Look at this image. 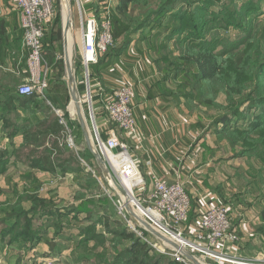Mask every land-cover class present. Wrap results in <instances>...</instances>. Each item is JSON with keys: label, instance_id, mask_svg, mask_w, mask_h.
<instances>
[{"label": "crops", "instance_id": "0c3cea01", "mask_svg": "<svg viewBox=\"0 0 264 264\" xmlns=\"http://www.w3.org/2000/svg\"><path fill=\"white\" fill-rule=\"evenodd\" d=\"M9 3L11 8L7 10V20L20 29L14 31L10 27L8 33H17L18 37H22L23 48L19 59L11 62L7 68H12L15 74L27 80L28 73L24 64L28 51L24 46L20 26V11L10 0ZM82 3L91 13L98 6L102 15L104 5L113 6L117 0H82ZM90 3L95 4L89 7ZM144 32L130 35L127 41L124 37L114 39L111 50L101 53L102 57L90 64V84L94 92L90 109L94 132L97 130L99 135L102 133L105 140L113 134L125 140L131 156L140 162L145 176L148 177V173L154 171L169 183L177 180L188 182L193 202L190 211L193 220L188 224L191 231L197 230L198 220L209 202L229 205L239 240L229 243L225 253L249 261L264 260V194L254 189V182L245 181L247 177L250 179L247 173L249 167L245 163L247 158L240 155L237 146H231L226 139H220L211 128L218 112L206 118L204 114L209 112V108L191 102L182 93L179 81L172 76L173 70L165 61L159 60L160 54L150 47L148 39L142 38ZM68 39L73 41L71 35ZM66 43L67 39L64 47ZM46 57L45 54L47 61ZM48 66L47 98L4 104V100L0 99V113H6L9 122L7 127L4 120L0 119V188L3 189L0 193V220L6 216L2 208L17 204L25 192H36L40 197L52 199L54 203L62 200L78 207L79 204H85L83 198H75L77 191L82 190L81 182L95 177L102 185L101 179L107 178L90 141V136L93 138L90 125L86 128L79 120L81 129L78 128L75 135L70 129V125L75 127L77 122V105L75 109L72 99L65 103L57 98L59 83L54 80L57 74L55 63L52 66L48 63ZM79 74L85 78V68ZM65 75L68 77L67 67ZM85 83L87 85L86 78ZM122 85H129L133 89L136 135L121 130L110 120L104 109L105 96ZM82 102L81 110L84 108ZM69 136H73L75 145L69 144ZM81 136L85 137L86 145L81 143ZM45 157L49 163L47 166H50V161L54 164V171L38 166V159L41 164ZM22 206L28 210L32 203L23 200ZM75 210L72 218L81 220L83 209ZM60 211L64 212V209ZM36 221L40 224L43 219L38 218ZM44 230L40 233L41 239L35 242H12L11 236L6 240L0 237V262L19 264L24 261L19 258L20 251L24 249L28 252L32 250L26 264L40 262L52 252L49 238L57 250L61 248L60 236L68 237L65 230L57 234ZM71 232L78 233V229ZM251 243L257 245V249L251 250Z\"/></svg>", "mask_w": 264, "mask_h": 264}, {"label": "trees", "instance_id": "16d2710c", "mask_svg": "<svg viewBox=\"0 0 264 264\" xmlns=\"http://www.w3.org/2000/svg\"><path fill=\"white\" fill-rule=\"evenodd\" d=\"M178 1L117 0L115 6H111L113 37L115 40L124 37V40L127 41L130 35L145 31L142 38L148 39L150 47L160 54L159 60L165 61V64L173 70L172 76L179 81L182 93L197 105L208 108L216 107L220 111L211 124V128L220 139L227 138L232 146H237L240 149V155L263 163L260 172L255 174L249 170L247 173L250 179L247 177L245 181L254 182V189L258 191V187H261L260 192L264 194V24L261 22L251 24L243 40L219 50L210 44H202L194 38L178 36L172 39V33L187 32V29L194 25V22L186 21L183 13L178 16L179 12H173L171 15L161 12L160 9H169ZM93 4L95 3H90L88 6L92 7ZM229 7L230 11H236L233 4H230ZM95 8L96 10L93 12L100 18L102 11L98 6ZM10 27L14 31L20 29L18 26L10 24L7 19L0 18V67L5 66L2 46ZM171 42L181 43L182 45H179L182 48H179L176 53L165 54L166 50L170 48ZM110 50L111 47L105 53ZM101 57L99 54L98 58ZM167 60H169L168 63ZM24 65H26V61ZM81 66L82 62L77 67L79 73H83ZM54 67L57 71L54 80L56 79L55 83H59L57 98L59 97L67 103L69 91L63 80L65 75L63 60L58 61ZM14 81L12 79L2 84L0 82V99L4 100L3 104L41 98L39 94L30 96L18 94V91L12 86ZM221 94L226 97V105L219 104L218 98ZM5 116L6 113H0V119H3L8 127L9 122ZM39 160L37 161L39 167L49 171L55 170L51 161L50 166H47V164L49 165L47 157L43 158L41 164H39ZM23 200L31 201L30 209L23 208ZM18 201L15 205L2 208L6 212V216L0 220L2 240L11 236L10 241L12 242L38 241L42 236L41 231L46 230L47 223L54 220L57 225L63 224V219L70 214L66 211L61 212L60 209L54 207L55 203L52 199L40 197L36 192H25ZM36 215L38 216L35 219ZM189 216L188 224L193 220L191 212ZM38 218L43 219V222L38 229H35L34 224ZM119 222L120 220L111 218L106 224L113 227ZM90 225H94V222ZM59 226L60 229L56 233L63 230L61 225ZM112 233L117 237L112 241L117 240L118 246L112 247L113 250H116V256L107 264H160L159 257L168 258L167 254L154 249L128 226L126 230L115 228ZM146 235L150 236V233L146 232ZM85 236L84 239L79 240V246L82 243L96 240L95 231L92 232L91 229L86 232ZM97 242L100 243L101 240H97ZM48 243L51 245V250L55 251L53 240L49 238ZM120 246L123 248H119ZM168 264L184 263L174 260Z\"/></svg>", "mask_w": 264, "mask_h": 264}, {"label": "built area", "instance_id": "2783aa9c", "mask_svg": "<svg viewBox=\"0 0 264 264\" xmlns=\"http://www.w3.org/2000/svg\"><path fill=\"white\" fill-rule=\"evenodd\" d=\"M10 1L20 11L24 46L28 51L26 59L28 78L18 86V94L23 96L39 94L47 98L50 68L43 54V39L46 26L56 13L55 0ZM78 9L82 26V64L85 68L87 96L91 105L94 92L90 84V64L96 62L99 54L106 52L114 43L111 5H104L100 18L88 12L81 0L78 1ZM103 105L110 120L121 130L130 135L137 134L133 89L129 85H122L113 93L106 95ZM96 137V151L109 161L114 168V175L126 190L124 194L115 188L116 193L120 195L119 203L116 204L119 214L126 219L129 229L136 232L154 249L173 256L178 262L194 264L183 251L160 239L142 221L173 241L175 237H180L184 240L182 247L195 256V252H199L237 264H264L263 259L249 261L225 253L229 243L239 240L238 231L231 218L230 206L225 203L209 202L198 220L195 231L198 241L186 238L184 230L192 208L188 182L177 180L169 183L154 171H150L147 177L142 171L140 162L131 156L129 145L125 140L120 139L116 134L103 140L97 130ZM69 144L75 145L73 136H69ZM127 204L134 216L129 212ZM146 232L152 237L147 236ZM44 261L45 264H53L51 260L44 259Z\"/></svg>", "mask_w": 264, "mask_h": 264}, {"label": "rangeland", "instance_id": "374dc122", "mask_svg": "<svg viewBox=\"0 0 264 264\" xmlns=\"http://www.w3.org/2000/svg\"><path fill=\"white\" fill-rule=\"evenodd\" d=\"M78 1L79 0H68L70 18L69 29L73 39L72 68L76 76V84L78 89L77 96L81 99V101H83L82 104H84V108L82 107V114L85 121V127L88 128V124L90 125L93 133V138L90 136V141L94 147V150H97V137L96 132H94L92 117L93 114L90 109V100L87 96V85L85 83V79H83V81L78 80L79 73L77 71V67H79L82 62L83 47L81 40L82 26L79 16ZM9 4V0H0V18L8 19L7 10L9 11V8H11V6L9 7ZM230 4H233L236 7V11L232 12L229 10ZM55 6L56 13L54 18L47 24L45 30L43 54H46V58L50 66H52L53 63L57 64L58 61L63 60L64 66L66 67L65 60L66 53L68 52L67 43L66 47H64V41L66 42L65 8L63 6L62 0H55ZM160 10L162 13L167 12L168 15H171L173 12H179L178 16H180L183 13L182 15H185L186 21L190 20L194 22V25L189 27L187 32H180L176 34L172 33V39L177 38L178 36H184L183 38H194L202 44L212 45L217 50L230 46V44L234 42L243 40L251 24L258 22L264 24V0H179L169 9ZM179 44L182 45L179 42H171L170 48L166 50L167 52H165V54L178 52L179 48H182ZM58 46H60V50L58 49ZM22 48V37H18L17 33L13 32L6 35L2 46L3 54L6 58V66L0 67V82L2 84L12 79L15 80L12 83V86L15 90H17L18 86L24 83L26 79L25 77L15 74L12 71V68L9 69L7 67H9L11 62H15L16 59H19V56L22 54ZM51 55L53 56L52 58ZM168 62L169 60H167V63ZM81 69L84 70L83 65L81 66ZM64 82H66L68 86L69 99L71 100L72 89L69 85L67 75L64 76ZM218 101L219 104H227L226 97L223 94L219 95ZM217 112L220 114V111L216 107L209 108V112L205 113L204 115L206 118H210L211 116H215ZM76 120L77 122L75 127L70 125V129L73 131L74 135L78 128L81 129V126L78 125V121L80 120L78 114H76ZM113 131L116 132L115 129ZM100 137L101 139L105 140L102 133ZM225 139L232 146V143H230L227 138ZM80 141L83 145H86L85 137L81 136ZM238 147L241 146L238 145ZM245 157L247 158L245 163L249 167V170L255 174L258 171L260 172L262 169L261 164L263 163H260V161L258 162L254 159H249L247 156ZM109 166L112 173L115 174L114 168L112 165H110V163ZM101 180L102 181L100 182H102V185L99 183V180L95 179V177L86 178L83 182H81L82 190L77 191L75 198H83L85 204H79L78 207H76L74 204H70L69 202H64L62 200L55 202L54 207L61 208L60 210L64 209V211L69 212L70 214H68V216L63 219V224L59 223L57 225L54 223V220L47 223L46 231H51L52 233L54 232L57 234V230L60 229L59 225H61L62 229L67 232L68 237L66 239V237L63 235L62 237L60 236L62 241L58 243L61 245V248L50 252L43 259L40 258L42 259L40 262L36 261L33 264H45L44 259L51 260L53 264H107L111 261V259L113 260V258L116 256V250H113L112 247L114 245L117 247L118 242L117 240L112 241V239L117 238L112 233V231L115 228H118L119 230H126L127 221L121 214H119L117 210L116 204L119 203L120 195L116 193V189L111 185V179L107 177L106 179ZM258 189L260 192L261 187H258ZM4 192L7 193L8 190H4ZM254 193L257 194L256 192ZM88 196L94 197L89 198ZM251 196L255 197L253 195ZM91 201H96V203H91ZM75 209H83V217H81V220L72 218L74 211H76ZM37 216L38 215H36L35 219ZM111 218L118 219L120 222L114 224L113 227H110L108 224H106V222ZM189 219L190 216L188 221ZM188 221L186 222L187 227H185L184 236L192 241H198L195 236V231H191V229L188 228ZM92 222H94V225H90ZM41 224L42 223L39 224V222L36 221L34 228L38 229ZM76 228L78 229V233H72L71 230ZM90 229L92 232L95 231L96 240H91L89 243H82L79 246V240L84 239L86 237V232ZM69 232L71 233L69 234ZM153 237L157 239L155 236ZM97 240H101V242L99 243ZM157 241L162 243L160 240ZM249 247L251 250L257 249V245H252V243L249 245ZM119 248L122 249L123 246H120ZM20 252L21 256L19 255V258L23 259L24 261H20L19 264H26V259L28 256H30L32 250L28 252V250L24 249ZM34 253L36 254L37 252ZM195 253L196 257H198L203 264H237L216 259L199 252ZM167 256L168 258L159 257L160 264H168V262L170 263L175 260L173 256ZM0 264L2 263L0 262Z\"/></svg>", "mask_w": 264, "mask_h": 264}, {"label": "water", "instance_id": "95a60500", "mask_svg": "<svg viewBox=\"0 0 264 264\" xmlns=\"http://www.w3.org/2000/svg\"><path fill=\"white\" fill-rule=\"evenodd\" d=\"M62 3H63V6L68 7V0H62ZM69 21H70V18H68V21H67L68 27H69ZM65 28H66V23H65ZM65 63H66V67H67V74H68V78H69V83H70V86H71V89H72V92H71L72 100H74L77 103L76 104L77 105V114L79 116V119H80L82 125L85 126V121H84L82 110H81V99L77 96L78 89H77V84H76V76H75V73L73 71L72 64H70L68 62L67 53H66ZM83 79H85L84 76L79 74L78 75V80L79 81H83ZM113 150L117 151V149H113ZM94 153L97 156V159H98L100 165L104 168V172H105L106 176L111 179V181H112L111 185L113 186V188H117L119 191H121L122 193L126 194L125 188L122 186V184L117 179V177L112 173V171L110 169V166L108 164V161L100 153H98L96 150H94ZM127 208L129 210V212L131 213V215L134 216V213L132 212L129 204H127ZM142 223L151 232H153L155 235H157L160 239L169 242L170 244H172L178 250L183 251L186 254V256L191 261H193L194 264H203L198 257H196L195 255L189 253L185 248H183L182 246H180L179 244H177L173 240L167 238L166 236H164L163 234H161L160 232H158L157 230L152 228L147 222L142 221Z\"/></svg>", "mask_w": 264, "mask_h": 264}, {"label": "bare ground", "instance_id": "6f19581e", "mask_svg": "<svg viewBox=\"0 0 264 264\" xmlns=\"http://www.w3.org/2000/svg\"><path fill=\"white\" fill-rule=\"evenodd\" d=\"M64 8H65V23H66L67 50H68L67 58H68V62L70 64H72L73 63V46H72L73 41L68 39V36L71 35V31L69 30V27L67 25L68 24L67 21H68V18H69V7H65L64 6ZM72 104L74 105L73 107L75 108L77 103L73 100L72 101ZM183 241L184 240H181L180 237H175V239H174V242H176L180 246L183 245Z\"/></svg>", "mask_w": 264, "mask_h": 264}]
</instances>
